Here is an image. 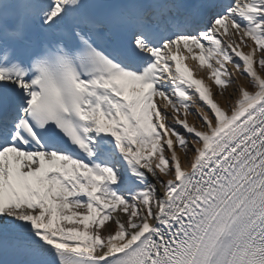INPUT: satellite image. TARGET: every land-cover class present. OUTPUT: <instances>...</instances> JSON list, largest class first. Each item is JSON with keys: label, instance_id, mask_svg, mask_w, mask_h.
<instances>
[{"label": "snow or ice", "instance_id": "snow-or-ice-1", "mask_svg": "<svg viewBox=\"0 0 264 264\" xmlns=\"http://www.w3.org/2000/svg\"><path fill=\"white\" fill-rule=\"evenodd\" d=\"M0 264H264V0H0Z\"/></svg>", "mask_w": 264, "mask_h": 264}, {"label": "bare ground", "instance_id": "bare-ground-1", "mask_svg": "<svg viewBox=\"0 0 264 264\" xmlns=\"http://www.w3.org/2000/svg\"><path fill=\"white\" fill-rule=\"evenodd\" d=\"M244 50L247 51L248 49L245 48ZM186 63L194 69L195 75L197 77H203L204 78L205 83L211 87V90L213 93V98L215 100H217L221 104L222 107L228 108L230 103H234V98L236 96H238V92L236 90L237 85L235 83L228 86L227 89H225V90L223 89V94H221V90L217 87L216 84L213 83V80L209 78V75H208L209 69L206 66L201 68L198 65V63L192 59H188L186 61ZM235 76H236V78L240 84L245 85L250 90L252 89V85L246 76L241 75L239 72H235ZM205 111H207V109H205ZM181 118L183 119V117H181ZM188 121L190 124H194L198 127H202V123L195 113H192V112L189 113ZM178 151H179V149H178ZM180 154L183 157V155H184L183 152H181ZM185 164H187L186 159H185ZM149 180L151 181V177H149ZM152 182H154V181H152Z\"/></svg>", "mask_w": 264, "mask_h": 264}, {"label": "rangeland", "instance_id": "rangeland-1", "mask_svg": "<svg viewBox=\"0 0 264 264\" xmlns=\"http://www.w3.org/2000/svg\"><path fill=\"white\" fill-rule=\"evenodd\" d=\"M213 83H214V81H213ZM214 84H215V83H214ZM230 85H231V84H230ZM230 85H228V86H230ZM228 86H226V87L224 88V90L227 89ZM112 228L115 229V224H114V223H113V225H112ZM104 234L106 235L107 233H104Z\"/></svg>", "mask_w": 264, "mask_h": 264}]
</instances>
